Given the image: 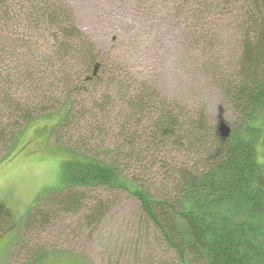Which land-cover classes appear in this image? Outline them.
Segmentation results:
<instances>
[{"label":"rangeland","instance_id":"374dc122","mask_svg":"<svg viewBox=\"0 0 264 264\" xmlns=\"http://www.w3.org/2000/svg\"><path fill=\"white\" fill-rule=\"evenodd\" d=\"M198 3L199 0L9 2L14 5V20L24 22L28 11L39 18L34 23L40 20V28L28 33L33 44L26 56L28 64L35 63L43 69L25 68L26 61H21L19 55L26 53L27 48L19 41L22 36H16L21 30H8L0 42V56L4 59L5 47L13 42L19 46L9 48L16 51L15 57H8L10 63L7 59L0 62V74L6 76L0 84V121L4 127L9 126V111L3 100L10 89L24 107L35 105L39 110L45 107L46 112L62 114L69 96L74 104L71 109L68 107L72 120L69 126L52 133L61 115H43L19 126V135L0 140V157L12 145L15 148L10 158L0 163V264H180L127 191L117 190L109 195L102 189H79L89 199L81 204V211L78 208L52 213L49 222L33 228H27L25 223L27 212L35 204L48 210V196L61 181L62 148L74 154L104 156L108 151L105 149L111 147L110 157L126 153L130 145L116 132L115 111L127 92L147 86L169 105L175 103L195 114L205 112L233 127L240 124L239 116L227 103L217 82L219 77H233L237 70L241 40L232 17L238 18L239 13L235 5L228 7L223 3L214 8V17L200 20V28L209 32L207 38L201 39L188 30ZM21 5L27 6L23 12ZM47 5L52 7L48 17L39 9ZM56 6L64 7L78 27L81 36L74 32L76 39L87 38L99 57H103V63L113 69L112 76L107 77L111 73L108 67V72L101 76V85L89 89L93 98L86 93L88 86L83 90L74 86L71 91L68 79L64 82L62 78L61 84L55 81L64 67L68 78L78 79L85 74L84 69L77 71L79 68L70 59L72 52L64 55V64H58L56 55L65 54L67 48L63 46L69 40L56 36V31L49 27L48 18ZM31 43L27 41L26 46ZM47 61L49 65L53 62V66L48 68ZM12 128L15 127L12 125L9 130ZM140 132L144 134L141 129ZM258 148L259 158L264 160L263 137ZM92 199L103 202L100 204L103 211L88 220L83 212L86 206L94 204ZM56 209L52 207L50 211Z\"/></svg>","mask_w":264,"mask_h":264},{"label":"trees","instance_id":"16d2710c","mask_svg":"<svg viewBox=\"0 0 264 264\" xmlns=\"http://www.w3.org/2000/svg\"><path fill=\"white\" fill-rule=\"evenodd\" d=\"M11 1L0 0V42L8 30H21L16 36H22L19 41L24 42L28 50L19 55L21 61H26L25 68L43 69L35 63L28 64L26 56L30 55L33 44L28 33L40 28V20L34 23L39 18L34 17L33 11L27 12L24 22L14 20ZM234 1L199 0L188 30L196 32L201 39L207 38L209 32L205 27L200 28V20L214 17V8L223 3L228 7L235 5L239 16L232 19L241 40L239 63L233 77H219L217 82L227 103L239 116L240 124L229 126L230 133L223 135L218 120L205 112L195 114L175 103L169 105L150 87L127 92L121 104L116 103L115 111L116 132L130 145L126 153L121 154L123 160L121 155L109 156L111 147L105 149L108 151L104 156L85 152L74 154L62 148L60 185L48 196V210L35 204L27 212V228L46 224L53 214L62 210L81 208V211V204L89 199L79 189H102L109 195L123 190L137 200L145 218L158 230L180 264H264V160L259 158L257 148L261 137L264 138V0ZM22 7L21 12L27 6ZM50 8L47 5L39 9L48 17ZM48 19L56 36L69 40L63 46L67 48L65 54L56 55L58 64H64L65 56L72 52L70 59L75 62L76 69L79 68L77 71L85 70L83 77L79 75L78 79H73L74 76L68 78L64 67L58 71L55 81L61 84L68 79L71 91L74 86L80 90L88 86L86 93L91 97L89 89L101 85V76L109 68L111 73L107 77L112 76L113 69L103 63V57H99L87 38L76 39L74 32L80 35V31L64 7L56 6ZM27 41L32 43L26 46ZM16 46L19 44L13 42L12 46L5 47L6 51L2 49L5 57L0 56V62L6 59L9 62L8 57H15L16 51L9 48ZM52 64L47 61L48 68ZM71 71L74 73L73 69ZM26 74L28 77L29 73ZM5 77L0 74V84ZM12 90L7 91L3 100L10 121L8 127L0 121V140L19 135V126L28 125L43 115H61L52 133L71 125L68 107H73L72 96L67 98V106L60 114L46 112L45 107L39 110L35 105L24 107L17 102ZM109 91L114 93V90ZM12 125L16 129L9 130ZM14 151L12 145L7 154L0 157V163L10 158ZM92 201L94 204L86 206L83 212L88 220L100 216L103 211L101 200ZM52 207L57 209L51 212Z\"/></svg>","mask_w":264,"mask_h":264},{"label":"water","instance_id":"95a60500","mask_svg":"<svg viewBox=\"0 0 264 264\" xmlns=\"http://www.w3.org/2000/svg\"><path fill=\"white\" fill-rule=\"evenodd\" d=\"M220 131L223 135H227L229 133V128L227 127V125H225V123H221V125L219 126Z\"/></svg>","mask_w":264,"mask_h":264}]
</instances>
